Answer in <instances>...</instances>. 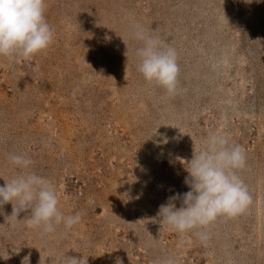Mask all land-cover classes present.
Returning a JSON list of instances; mask_svg holds the SVG:
<instances>
[{"label":"rangeland","instance_id":"1","mask_svg":"<svg viewBox=\"0 0 264 264\" xmlns=\"http://www.w3.org/2000/svg\"><path fill=\"white\" fill-rule=\"evenodd\" d=\"M45 16L47 50L0 56V186L35 172L81 220L45 233L0 206V264H264V0H46ZM133 25L176 50L175 94L138 71ZM215 133L244 149L251 203L178 232L160 206Z\"/></svg>","mask_w":264,"mask_h":264},{"label":"clouds","instance_id":"2","mask_svg":"<svg viewBox=\"0 0 264 264\" xmlns=\"http://www.w3.org/2000/svg\"><path fill=\"white\" fill-rule=\"evenodd\" d=\"M45 10L46 0H0V56L12 59L19 55L27 59L49 48L55 33ZM133 28L135 38L143 42L137 49L138 71L146 81L175 94L180 73L176 50L143 26ZM205 144V149L195 153L186 168L188 176L184 183L190 190L170 196L159 209L163 222L181 233L206 228L220 216H238L251 203L249 191L238 174L247 163L244 149L232 144L223 133L211 134ZM9 159L24 170L33 163L22 154ZM8 202L13 204L12 215L16 217L30 210L29 226L42 228L45 233L54 232L60 224L71 228L81 220L79 213L65 216L53 183L31 171H24L0 186V206ZM199 235L202 240L208 239L203 233ZM72 264H87V260L72 258ZM163 264L174 261L166 260Z\"/></svg>","mask_w":264,"mask_h":264}]
</instances>
